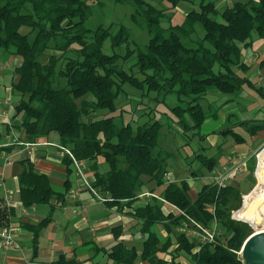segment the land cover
<instances>
[{"label": "trees", "instance_id": "obj_1", "mask_svg": "<svg viewBox=\"0 0 264 264\" xmlns=\"http://www.w3.org/2000/svg\"><path fill=\"white\" fill-rule=\"evenodd\" d=\"M170 1L173 7L185 2L196 8L190 9L180 24H172V16L165 9L144 0H114L131 3L132 21L144 26L149 35L144 46L128 49L121 56L106 55L102 47L107 38L113 49L129 45L130 35L123 26L113 31L110 27H85L92 15L91 3L101 4L99 0H0V54L19 59L14 69L18 80L12 90L20 97L13 115L20 123L12 127L23 133L27 143L45 142L55 134L58 146L73 156L63 154V164L68 168L74 160L87 162L93 191L107 205L126 208L136 220L144 237L141 252L118 242L109 252L117 264H168L161 253H170L169 264H185L176 261L181 252L191 257L192 264H244L239 252L252 228L232 219V213L242 203L241 191L254 184L255 157L248 166L250 177L239 183L240 188L209 183L192 198L187 181L164 180L171 157L159 145L164 125L155 120L119 126L112 114L117 111L121 87L127 84L146 91V95L156 94L155 99L176 94L185 105L173 109L179 117L178 126L183 132L198 130L207 118L202 103L209 92L218 91L233 101L241 97L245 87H253L245 75L249 66L243 61V53L252 47L254 39L264 40V0L237 1L222 10L217 6L220 0ZM197 25L203 30L201 38H195ZM21 28L27 31L23 33ZM132 56L135 74L118 65L120 59L128 61ZM88 96L90 99L85 98ZM241 125L250 136L264 131V121ZM227 132L234 134L229 129L223 133ZM235 136L238 142L242 140ZM11 149L0 146V157ZM99 160L106 164L104 172L99 171ZM194 160L209 171L217 163L216 158L204 154ZM21 163L19 198L25 208L48 204L53 198L63 200L64 194L52 189L46 175L35 171L29 161ZM149 182L155 186L145 191ZM145 192L178 207L204 227L215 220L219 233L216 241L199 244L180 234L185 217L165 214L155 197L139 198ZM248 202L247 197L235 215L252 221L256 231L264 229V220L255 222L256 202ZM9 215L6 208L0 209V227L9 223ZM50 220L46 217L38 224L24 226L32 233L34 253L39 233ZM159 225L166 236L157 229Z\"/></svg>", "mask_w": 264, "mask_h": 264}, {"label": "crops", "instance_id": "obj_2", "mask_svg": "<svg viewBox=\"0 0 264 264\" xmlns=\"http://www.w3.org/2000/svg\"><path fill=\"white\" fill-rule=\"evenodd\" d=\"M224 2L228 3L227 0L218 2L217 6L220 10H222L220 6ZM253 46L246 50L243 61L250 69L255 63L257 68L253 72L248 73L246 77L253 86H260L261 92H264V64L260 65L264 60H260L258 56L255 57L254 55L261 48L264 49V45L257 48L255 52ZM18 63V58L0 54V125L5 127V137L0 139V146L12 148L8 152H3L0 157V200L2 201L0 209L6 208L7 212L10 213L9 223L0 227V232L4 228H10L14 238L13 247L3 250L0 245V264H117L109 255L112 246L120 242L127 248L133 247L136 249L135 244L140 241L143 242L144 237L139 232L137 222L127 214L128 210L126 208L119 210L117 206L111 207L105 203V199L104 202H100L98 198L102 197L84 186L76 166L71 165L67 168L63 164V154L55 146L58 145V139L55 134H51L45 142L27 143L23 140V133L12 127V125L18 126L20 123L18 118L13 119L14 109L20 97L13 93L12 90L13 84L18 80V75L14 72ZM244 93L246 97H243L242 94L238 98L240 102H245L250 97L249 94H246V90H244ZM207 96L203 102L204 105L214 101L207 102ZM261 100L260 98H255L254 101L258 102V106L253 115L247 111H244V114L240 113L239 116L242 120L238 124L245 121H264V103ZM227 101L228 103L231 102L227 98L221 105L226 106L228 104L226 103ZM228 108L229 114L234 113L232 107ZM143 109L146 110L147 108H141V110ZM224 130L222 134H224ZM8 132L11 133L10 137H8L10 134ZM234 134L242 139L239 142L240 144L248 146L241 134L235 132ZM250 137L252 144L250 145L249 143L250 147H247L248 154L238 151L235 153L227 152L224 155L221 153L224 145H217L216 143L210 145L212 149L216 150L215 155L211 157L217 160L216 155L219 154L221 161L219 160L218 163L217 160L212 171L200 166V164L197 169L199 172L192 170L193 174L191 173V175L195 177L194 180L197 184H201L199 187L195 185L196 193L203 185L214 183V179L222 172L223 168L236 165L239 166V171L233 177L227 179L226 185L240 188L239 179L237 180V178L243 174L250 177L248 164L253 157H255V168L251 179L256 180L257 170L260 167V157L264 159V156H262L264 148L260 153L256 154L259 147L256 146V143L260 139L264 142V131H260ZM18 142L26 143L27 145H19ZM12 156L17 157L18 160L12 162ZM21 161H29L34 166L35 171L46 175L52 189L58 194H64L63 200L53 198L48 204L33 205L25 208L19 198V175L23 169ZM99 163V171L102 172L104 168L106 169V164L102 160H99ZM78 167L82 176L84 172L88 177L86 181L91 183L93 175L89 164L87 162H78ZM73 168L76 169L80 176V178L75 180V183L69 177L72 175ZM166 176L165 182L179 183L177 179H173L167 174ZM185 181L188 182L191 191V183L188 179H185ZM153 188L154 186H147L145 191H150ZM247 193H243L242 201H244V195ZM139 198L145 200L148 196ZM81 209H84V212ZM75 210L76 212H74ZM163 211L168 214L164 207ZM46 217H50L51 220L41 229L38 236L37 249L34 253L32 233L24 226L25 224H38ZM160 232L163 237L166 236L165 231L162 230ZM176 246H172L170 252ZM141 249H136L137 253H140ZM159 256L167 260L168 264L171 262L170 253H161ZM179 256L181 257V255ZM176 261L182 262L179 259ZM138 264L149 263L147 261H139Z\"/></svg>", "mask_w": 264, "mask_h": 264}, {"label": "rangeland", "instance_id": "obj_3", "mask_svg": "<svg viewBox=\"0 0 264 264\" xmlns=\"http://www.w3.org/2000/svg\"><path fill=\"white\" fill-rule=\"evenodd\" d=\"M101 4L97 2L91 3L92 15L85 22V27L89 30H95L97 27L102 26L103 28H111V31L115 30L118 26H123L130 35V43L129 45H123L119 48L113 49L110 44V39L107 38L102 47V52L106 55H124L127 50H131L135 48V46H144L149 39L148 32L144 26H140L134 21H132V14L134 13V6L131 3L118 4L115 3L114 0H99ZM158 9H165L166 13L169 16H172V24H180L183 21L185 13H187L192 7L195 6L190 5V3L179 2L176 6L173 7V3L170 0H144ZM221 4L220 8L224 9L227 6L233 5L237 1H245V0H227ZM26 28H21V32H26ZM203 36V30L200 25L196 26V34L195 38H201ZM255 44V45H254ZM254 45V46H253ZM253 49L254 52L260 46L264 45V40L256 38L253 41ZM250 49V48H249ZM246 50H244L243 56ZM255 57L258 56V59L264 60V49L261 48L260 51L254 53ZM259 60V61H260ZM135 59L134 56L129 58L128 61H124L120 59L118 61V65L127 73L135 74L137 73L136 68L132 67ZM4 63V62H3ZM6 64V63H5ZM4 64V65H5ZM256 63L251 67L250 70L247 71L245 75L253 72L256 69ZM250 89V90H248ZM246 94H249V99L245 100V102H240V100L236 99L228 103L226 106H222V102L225 99H229L228 95H224L218 91L209 92L210 95L207 96V102L214 100L212 103H202L203 110L207 113L208 117L205 119L204 123L200 126L198 130H190L187 132H183L178 126L177 121L179 120L178 115L174 112V108L177 106H182V103L179 101L176 94H168L165 98L155 99L156 94L150 93L146 95V91H139L127 84L122 85L121 90L119 92V97L117 99V111L112 114L116 118V124L126 125H142L147 122H153L155 120L161 122L164 127L161 131V138L159 140V145L165 148L167 151L171 153V157L168 159L167 171L166 174L169 175L173 179H177V182L184 181L188 179L191 183V191H189V195L192 198H195L197 189L195 185L199 187L201 184L194 180V176L191 175L192 170H197L199 167V163L194 160V156L198 154H204L208 157L214 156L216 150L212 149L211 144L224 145L222 152L224 155L227 152H238L243 151V153L248 154V148L252 144L251 137L243 127V125L238 124L241 121L240 113L244 114V111H247L253 115L255 113V109L257 108L258 102L254 101L255 98L262 99L261 101L264 103V92H261L260 86H253L246 88ZM208 93V94H209ZM214 94V95H212ZM142 95H145L142 97ZM216 95V96H215ZM246 97L245 93L242 95ZM90 99V97H85ZM240 102V103H239ZM249 102V103H247ZM185 107V105H183ZM182 106V107H183ZM232 107L234 113L229 114V108ZM141 108H147L146 110H141ZM99 114V113H98ZM101 115V113L99 114ZM223 115V116H222ZM185 118L188 119V116L185 114ZM2 127V129H1ZM224 129L232 130L233 133L241 134L247 143V147L243 144H240L237 141L235 134L227 132L226 134H222ZM0 139H4L5 137V127L0 125ZM10 133V132H8ZM245 136H244V135ZM11 136V133L8 137ZM264 140V139H263ZM2 141V140H1ZM6 142V140H4ZM250 143V145H249ZM256 146H259L256 154L260 153L264 148V142L260 139ZM219 155V154H218ZM217 156V160L221 161L220 157ZM264 156V152L262 153ZM12 162L18 160L17 157L12 156ZM253 160V159H252ZM1 161V159H0ZM224 161V159H222ZM252 161L249 162L248 166ZM257 170L256 180L254 184L252 183V187L247 193L249 186L247 185L245 189H243L242 193H247L244 195L245 198H249V204L253 203V215L255 218V222H261L264 220V159L260 157V165ZM107 169V167H106ZM103 169L102 172L106 170ZM82 170V169H81ZM83 172V170H82ZM199 172V170H197ZM69 176L73 183L77 178H80L75 168ZM193 174V173H192ZM83 176L86 180L88 177L83 172ZM198 177V176H197ZM247 178L246 174L240 175L237 180L239 183ZM191 179H193L191 181ZM151 184V185H149ZM147 186H155L154 182H149ZM252 197V198H251ZM244 206V201H242L240 207L233 211V213L239 212ZM256 210V211H255ZM232 213V215H233ZM232 219L239 221L237 215L232 217ZM159 231H162L163 227L159 225L157 227ZM197 243L196 241H194ZM136 249L142 248V242H137L135 244ZM135 249V250H136ZM196 247L194 248V250ZM136 250V251H137ZM138 252V251H137ZM240 253V252H239ZM181 257L178 256L179 260L184 261L185 264H192L191 257L182 252ZM240 255V254H239Z\"/></svg>", "mask_w": 264, "mask_h": 264}, {"label": "built area", "instance_id": "obj_4", "mask_svg": "<svg viewBox=\"0 0 264 264\" xmlns=\"http://www.w3.org/2000/svg\"><path fill=\"white\" fill-rule=\"evenodd\" d=\"M19 145H27L26 143L18 142ZM47 144V143H46ZM57 148H59L62 151V154H67L71 158H73L72 154L65 148H62L58 145H55ZM9 163V162H8ZM74 165L76 166L79 174L81 175L82 182L84 186L89 189L90 191L94 192L93 189L90 186V183L86 181V179L82 176L79 167L78 162L74 160ZM239 171V166H232V167H225L223 168L222 172L218 174V176L214 179V184L218 187L226 186V181L228 178L233 177L237 172ZM164 178L166 179L167 176L165 174ZM142 196H148V197H155L157 198L162 204L163 207L166 208L168 214H175V215H182L185 217L186 220H184L181 224V227L179 228L178 232L180 234L185 235L188 239L192 241H196L199 244L204 243H214L216 241V237L219 235L217 225L215 220L212 222L210 227H204L201 223H198L191 219L190 217H187L182 210H180L178 207L166 202L164 199L152 194V193H144L141 194ZM100 202H104V198H98ZM82 212H84V209H81ZM76 212V210L74 211ZM235 213H233L232 217L234 218ZM0 238H1V248L3 250L9 249L14 246V238L13 234L10 228H4L0 232Z\"/></svg>", "mask_w": 264, "mask_h": 264}, {"label": "water", "instance_id": "obj_5", "mask_svg": "<svg viewBox=\"0 0 264 264\" xmlns=\"http://www.w3.org/2000/svg\"><path fill=\"white\" fill-rule=\"evenodd\" d=\"M252 228V233L242 245L240 256L244 264H264V229L257 230L252 221L239 218Z\"/></svg>", "mask_w": 264, "mask_h": 264}]
</instances>
